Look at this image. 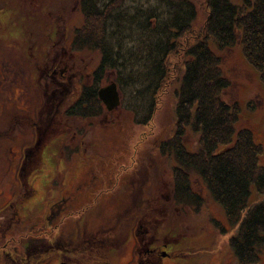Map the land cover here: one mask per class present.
I'll return each mask as SVG.
<instances>
[{
    "label": "trees",
    "instance_id": "obj_1",
    "mask_svg": "<svg viewBox=\"0 0 264 264\" xmlns=\"http://www.w3.org/2000/svg\"><path fill=\"white\" fill-rule=\"evenodd\" d=\"M202 1L148 0L150 4L144 8L135 0H77L85 21L75 31L71 50L97 53L99 62L90 84L64 105V118L91 127L99 117L108 115L98 92L110 80L108 73L113 72L112 80L122 93L120 107L131 114L134 124L147 126L158 112L161 97L178 84L179 88H174L175 130L154 146L162 158L176 163L170 169L169 200L148 190L151 176H115L104 194L86 198L83 191L88 183L104 178L86 176L88 181L77 179L75 187L54 202L43 219L21 221L17 207L36 195L34 188L31 194L26 191L29 175L41 167L37 166L41 157L30 154L20 172L22 184L16 195L18 203L13 206L16 212H1L7 214L1 231L9 235L1 242L7 254L0 264H48L52 259L64 264H114L111 253L125 247L134 230L136 264H162V255L167 253L164 249L188 238L177 233L178 228L173 231L176 224L180 226V216L186 209L199 214L206 204L193 188L195 175L224 210L229 227L212 219L218 232L226 235L234 231L229 247L237 264H260L264 201L251 203L250 199L252 186L258 194H264V165L260 164L263 147L251 130L238 129L242 109L239 103L230 105L223 98L231 82L210 43L220 51L241 44L245 59L264 85V0H244L241 5L230 0ZM16 2L24 4L22 0ZM25 4L32 13L29 3ZM201 8L206 11V19L198 27ZM74 132L82 142L85 130L74 128ZM191 134L198 138L195 151L187 147ZM51 139L49 142L56 141L55 137ZM66 146L62 148L65 155L77 152ZM119 178L122 184L117 185ZM119 192L121 198L117 201ZM80 208L90 210L82 223L68 222V217L79 213ZM54 220L59 222L55 225ZM190 249H173L169 256L198 260L187 252Z\"/></svg>",
    "mask_w": 264,
    "mask_h": 264
},
{
    "label": "rangeland",
    "instance_id": "obj_2",
    "mask_svg": "<svg viewBox=\"0 0 264 264\" xmlns=\"http://www.w3.org/2000/svg\"><path fill=\"white\" fill-rule=\"evenodd\" d=\"M12 1L0 0V7L3 8L6 6V9L7 7L11 9L8 11V13L11 14L8 21L6 20L8 16H5V14L8 13H5L4 9L0 11V16H4V22L0 23V35L1 39H6L2 43L0 42V45L7 44L12 46L7 48L5 54L3 53L4 58H6L10 64L11 73L9 72L8 75L10 80L7 90L9 97L6 104L7 115L5 116L6 119L1 117L0 120V131L9 130V135L3 140H0V230L3 219L5 220V217H7V214L1 215V212L7 210L9 213L13 214L16 212L13 206L18 203H15V201L19 187L22 184L19 173L23 167L22 163L25 152L27 153L26 155L32 154L36 158L41 157V164H37V166L41 165V167L29 175L31 178L28 181V186L27 182H25L27 186L26 192L31 194L32 188H34L33 191H36V195L26 201L24 199L23 204L17 207V214L21 221H25L26 219L28 223H30L32 220L35 222L43 219L49 207L63 197L68 189L70 190V188L73 189L75 187L73 185H75L77 179L87 182L89 178L86 176H104V178L94 179L91 183H88V187L83 191L86 198L90 195L93 196L95 193L99 195L104 194L108 188L112 187L113 178H115V176H151V179L148 180V190L156 196L169 200L172 186L170 169L174 167L176 163L173 160H167L165 157L162 158L161 154H159L154 146L158 139L169 137L175 130L176 97L174 88H179L178 84L172 86L167 94L161 97L158 112L147 126H138L134 124L131 114L122 107L109 112L108 115L99 117L97 122L91 127H88L87 123H83L79 126V124L74 121L68 120L66 117L64 118L66 107L64 105L67 102V105H69L80 95L82 87L90 84L92 71L97 67L99 62L97 53L86 50L78 52L71 50L75 31L77 28H80L85 21L77 0H36L39 9L33 11L39 14L35 25V29L38 30V32H35L36 34L33 38L37 49L36 51L39 54V61L42 62L44 60L45 50L52 44V39L55 36L51 33V30L53 28L52 26L57 24L59 35L56 37V43L65 42L63 44L75 55L73 62L77 63L80 72L77 78L74 79L69 93L66 95V102L58 108L59 112H55L56 116H59V118L52 123V128L47 133L44 140L42 139V144L38 145L34 150L31 148L27 149V146L33 144L32 140H34L36 129L33 128L31 122H27V119H25L26 122H24V127H13L12 122L16 115L23 114L26 117L32 115L31 109L35 105H37L36 108L38 107V103H41V98L46 101L44 94L39 95L36 87L39 83L43 88H46L49 80L43 76L45 73L44 69H42L41 77H39L38 81L34 83L31 82L32 84H25L27 92H22L21 94L18 91V86L20 88V85L15 83L17 77L15 76V66H18V61L23 60V51L26 50L27 45H31L32 36L30 33L26 35L27 31H22L21 27H18V13L28 16V13L24 9V5L26 4H21L23 7L20 5V7H18L19 10L17 8L14 10L13 5L18 2H16V0ZM18 1L20 2L21 0ZM135 1H138L144 8H147L150 4L148 0ZM195 1L203 3L202 0ZM230 1L236 5H241L244 0ZM26 2L29 3V1ZM199 2L198 4L200 5ZM205 19L206 11L202 9L197 26L200 27ZM26 23L27 21L24 20V26ZM11 33L13 35H11ZM210 45L213 51L221 57L222 69L225 76L231 82L230 87L224 92L223 98L230 105L236 102L239 103L242 113L238 123V129L246 128L253 132L255 141L263 147L260 164L264 165V85L260 80V76L254 67L245 59L241 44H237L234 48L224 51H220L213 42H211ZM23 71L27 80L32 81L30 78L33 69L26 68ZM108 77L110 80L105 82L103 87L114 81L112 78L115 77V74L109 72ZM68 85L67 81L65 86ZM2 87L5 86L3 85ZM63 89L64 87L57 93V97L55 98L56 101L54 102L59 103V98L61 97L60 92H63ZM120 94L122 103L123 98L121 91ZM43 102L41 104V111L54 108L52 100H50L47 107L44 106ZM27 103L29 105H26ZM249 104L253 106L254 109L251 110L248 106ZM22 107L26 108V110H23ZM46 113V111H43L41 115ZM36 117L37 115L35 114V121ZM63 124L69 126L65 127ZM74 128L85 130L82 136V142L79 139L81 137L78 134L75 135ZM52 137H55L56 141L53 140L51 144L49 140H52ZM188 139V149L195 151L198 142L197 136L191 134ZM140 142L141 144L136 146L137 143ZM48 145L50 146L45 148ZM64 146L68 147L70 151L72 149H77V152L69 155L66 153L65 155L62 149ZM62 155H65L64 158H62ZM67 155L70 157H67ZM132 160H134L133 164ZM130 166L132 169L130 168L127 170ZM124 168L127 169L123 171ZM141 168L143 171H140ZM155 176L158 179H155ZM116 182L117 185L120 182L122 184L120 178L118 181L116 180ZM116 186L114 188H116ZM193 188L195 192L206 199V204L199 214L193 213L187 209L184 211V215L180 216V226L176 224L173 231L175 232V228H178L179 231L177 233L182 235V237L187 236L188 238L179 240V243L163 249L171 253L173 249L181 247L186 249L191 247L192 249L187 252L195 255L198 260L192 261L163 256V258L161 257L162 264H237V258L229 247V239L234 231L226 235H221L212 222V219H217L226 227H229L224 210L210 197L205 183L196 175L193 178ZM96 194L95 196H97ZM95 196L91 198H95ZM120 198L119 192L115 200L119 201ZM113 201L114 197L112 198V202ZM261 201H264V194H258L256 187L252 186V197L250 202L257 203ZM99 208L103 209L102 207ZM89 213L90 210L80 208L79 213L75 215L72 214L71 217H68V222L73 225L81 224ZM174 216L172 212L171 221H174ZM47 222L49 224L53 223L50 220ZM47 222L45 221V225H47ZM58 222L54 220L55 225ZM40 227L41 223L39 225L38 222L37 230H39ZM170 227L171 226H169V228ZM56 231L58 230L56 229ZM78 235L79 233H77L76 236ZM50 236H53V233H51ZM3 241L4 240L0 238V244ZM136 246L137 238L136 231L134 230L125 247L119 252L114 251L111 253V260H113L114 264H136L138 261ZM260 256V264H264V250ZM158 259H160V257H158ZM48 264L64 263H61L57 259H52Z\"/></svg>",
    "mask_w": 264,
    "mask_h": 264
},
{
    "label": "flooded vegetation",
    "instance_id": "obj_3",
    "mask_svg": "<svg viewBox=\"0 0 264 264\" xmlns=\"http://www.w3.org/2000/svg\"><path fill=\"white\" fill-rule=\"evenodd\" d=\"M26 1H29V7L28 9L33 11V10H38L39 6L36 3V0H24L23 3L25 4ZM18 7H20V5L18 3L13 5V8L15 10V8L18 9ZM4 9L5 13H8V11H10L11 9H9L6 6H4L3 8L0 7V11H2ZM25 9V7H24ZM19 10V9H18ZM25 11L28 13L26 16L25 14H19V26L21 27L22 31H27L26 35H28L27 33H30L32 38H31V45H27L26 46V50L23 51V60L22 61H18L17 65L15 66V72L17 76L16 77V81L15 83H18V85H20V88L18 86V91L22 94V92H27V90L25 89V84L27 83H31V82H36L39 80V77H41V70L44 69V77L47 78V80H49V82L47 83L46 88H43L39 83L36 87L37 92L39 93V95L44 94L45 99H42L41 97V103H38V107L36 108L37 105H35L31 111H32V115L29 116H24L23 114L20 115H16L14 121L12 122V126L16 127V126H21L24 127V122L25 119H27V122H31L33 128L36 129V134L34 135V140L33 144L31 146H27V149H33L36 148L38 145L42 144V139L44 140L45 136L47 135V133L51 130L52 128V123L56 121V119L59 118V116H56L55 112H59L58 109V105H63L66 100H67V94L70 91V87L72 85V83L74 82V79L77 78L78 74H79V66L77 65V63L73 62L74 60V54L70 51L69 48H67V46L63 43L65 42H60V43H56V37H58L59 35V28H57V24H54L51 30V33L55 36L52 41V44L48 47V49L45 50V56H44V60L41 62L39 61V54L36 51V45H35V41H34V36H35V32H38V30L35 29V25L37 23V19L39 17L38 13H34V11L28 12L26 9ZM14 13V12H13ZM15 14V13H14ZM3 15V14H2ZM5 16H8V19H6L7 21L10 19L11 14H5ZM4 16H0V23L4 22ZM24 20L27 21L26 25L24 26L23 22ZM26 27V28H25ZM1 28V27H0ZM2 30V29H1ZM19 31V28H18ZM14 32V31H12ZM11 35H13L11 33ZM6 40V39H5ZM4 39H1V35H0V42H4ZM12 47L9 46L7 44H3L0 45V53H1V60H0V120L1 117H3L4 119H6V104L8 102V84H9V72L11 73L10 70V64L9 62L6 60V58H4V54L7 50V48ZM24 49V48H23ZM29 50V51H28ZM4 53V54H3ZM48 54V56H47ZM26 55V58H25ZM26 68H31L33 69V73L31 74V80H27V77H25V73H24V69ZM68 81V86H65L66 83ZM32 84V83H31ZM5 87H2V86ZM41 87H40V86ZM63 92H60L61 97L59 98V103H56L54 101H56V97H57V93L60 91L61 88H63ZM2 89V90H1ZM43 97V96H42ZM50 100L53 101L54 103V108L53 109H45L41 111V104L42 102L44 103V106H48L50 103ZM26 105H29L28 103ZM23 110H26V108H23ZM47 112L46 114L41 115L42 112ZM37 115L36 117V121L34 120V115ZM9 135V130L8 131H0V140H3L4 138H6V136ZM51 143V141H50ZM50 145L46 146L45 148L49 147ZM27 153L25 152L24 155V160L22 165H24V162L27 158H30L29 155H26ZM19 176H22V174L19 173ZM7 232H2L0 230V238L1 240H5V238L7 237ZM5 244H0V259H3V257L5 256L6 253V249L4 247ZM21 248V247H20ZM17 251H19V248H17ZM162 256H166V257H170L169 256V252L167 253H163Z\"/></svg>",
    "mask_w": 264,
    "mask_h": 264
},
{
    "label": "water",
    "instance_id": "obj_4",
    "mask_svg": "<svg viewBox=\"0 0 264 264\" xmlns=\"http://www.w3.org/2000/svg\"><path fill=\"white\" fill-rule=\"evenodd\" d=\"M98 93L108 112H112L120 107L121 94L116 82L112 81L107 86L101 87Z\"/></svg>",
    "mask_w": 264,
    "mask_h": 264
}]
</instances>
